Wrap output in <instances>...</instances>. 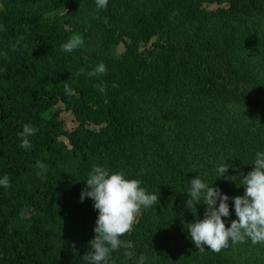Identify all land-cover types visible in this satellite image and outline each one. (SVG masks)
Listing matches in <instances>:
<instances>
[{
	"label": "trees",
	"instance_id": "trees-1",
	"mask_svg": "<svg viewBox=\"0 0 264 264\" xmlns=\"http://www.w3.org/2000/svg\"><path fill=\"white\" fill-rule=\"evenodd\" d=\"M76 34L83 45L63 51ZM100 63L106 74L89 77ZM57 104L73 129L50 114ZM26 124L37 129L28 150ZM257 152L264 0H108L102 9L96 0H0V178L11 184L0 186V264H89L98 212L80 195L94 166L158 196L120 237L133 247L112 252L109 264L141 255L144 264H264V243L197 249L188 224L205 206L195 217L185 206L198 176L230 198V227L231 198L244 194L239 176Z\"/></svg>",
	"mask_w": 264,
	"mask_h": 264
},
{
	"label": "clouds",
	"instance_id": "clouds-1",
	"mask_svg": "<svg viewBox=\"0 0 264 264\" xmlns=\"http://www.w3.org/2000/svg\"><path fill=\"white\" fill-rule=\"evenodd\" d=\"M108 0H96L97 8H105ZM83 45L80 35H73L68 41L61 45L65 52H72ZM83 69L80 70L83 73ZM107 69L103 63L98 64L87 75L89 77L102 76ZM118 85H113L117 87ZM66 91H71L65 85ZM97 90L105 92L101 83ZM37 129L30 124L23 126L19 133L22 138L20 147L28 150L32 147L28 137L32 136ZM36 167L40 169L38 176L47 171V166L39 161ZM231 167L223 163L216 169L220 177ZM144 172L141 169L140 174ZM239 183L244 187V194L231 198L234 206L236 219L231 221L230 227H226L222 217H229V197L222 194L219 188L209 186L198 176L191 181L188 190V199L185 206L196 216V206H205L204 218L194 219L188 224V234L197 249L204 251L205 248L213 252H220L229 245L244 243L250 240L253 245L264 243V152H257L253 162L252 170L244 175L240 174ZM138 179H126L123 172L110 173L102 166H94L88 174L85 188L81 191L80 199L90 198L94 203V210L98 212L95 227V236L90 241L91 251L84 258L89 264H109L110 254L119 248L131 249L130 241H122L121 236L130 233L136 222L137 215L142 208L148 209L158 203L156 194H149L146 189L140 187ZM0 186L10 188V179L7 174L0 178ZM201 201H203L201 203ZM125 255L132 258V251H125ZM146 257L141 255L137 264H144Z\"/></svg>",
	"mask_w": 264,
	"mask_h": 264
},
{
	"label": "rangeland",
	"instance_id": "rangeland-1",
	"mask_svg": "<svg viewBox=\"0 0 264 264\" xmlns=\"http://www.w3.org/2000/svg\"><path fill=\"white\" fill-rule=\"evenodd\" d=\"M59 113V120L63 123V128L67 130H71L75 126V122L73 116L70 112L63 109V106L57 104L52 110H50V114Z\"/></svg>",
	"mask_w": 264,
	"mask_h": 264
}]
</instances>
